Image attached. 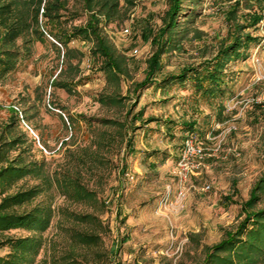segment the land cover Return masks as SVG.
Listing matches in <instances>:
<instances>
[{"label":"rangeland","instance_id":"374dc122","mask_svg":"<svg viewBox=\"0 0 264 264\" xmlns=\"http://www.w3.org/2000/svg\"><path fill=\"white\" fill-rule=\"evenodd\" d=\"M118 1L120 13L109 22L100 17V29L123 72L102 70L94 42L73 38L67 49L41 18L45 39L0 82V130L11 125L25 134L57 180L76 178L94 194L76 203L58 181L46 237H66L68 212L93 214L108 228L109 264H200L204 247L243 220L264 179V0H184L175 43L153 77L152 34L163 28L171 0ZM90 15L84 0H67L55 34L85 26ZM240 29L257 41L226 63L220 94L198 91L193 78ZM64 82L71 91L56 85ZM190 136L207 156L187 171ZM258 194L256 209H263L264 190Z\"/></svg>","mask_w":264,"mask_h":264},{"label":"trees","instance_id":"16d2710c","mask_svg":"<svg viewBox=\"0 0 264 264\" xmlns=\"http://www.w3.org/2000/svg\"><path fill=\"white\" fill-rule=\"evenodd\" d=\"M183 1L171 0L163 28L152 34L156 53L151 58L149 77L158 70L161 55L175 43ZM84 3L91 13L87 24L71 32L60 30L55 34V24L60 11L66 8L67 0H0V82L17 69L23 53L27 54L25 51L32 43L45 39L46 30L41 18L52 25L51 36L57 37L64 47L68 49L73 38L94 42V54L105 60L102 70L114 75L122 73L121 65L100 29V17L109 22L120 13L119 1L84 0ZM251 18L256 24L262 21L261 16ZM241 33V29L236 30L231 43L208 63L202 75L193 78L198 91L204 90L208 96L222 92L226 63L242 57V51L257 41L251 36H240ZM187 74L189 72H184L177 79L185 80ZM56 85L71 91L66 82ZM14 115L17 120L16 110ZM28 141L25 134L16 133L11 125L0 130V252L7 251L0 255V264H109L110 252L103 242L108 228L99 216L68 212L65 215L68 226L63 225L66 237L58 242L45 236L55 218L52 191L58 181L67 198L76 203L86 202L94 194L76 178L57 180L44 160L34 158L32 144ZM262 190L264 179L257 194L244 204L243 220L236 228L226 230L219 243L204 247L200 264H264V208L256 209L261 200L258 193ZM13 232H26L27 235L15 236ZM43 253L44 259L40 260Z\"/></svg>","mask_w":264,"mask_h":264},{"label":"built area","instance_id":"2783aa9c","mask_svg":"<svg viewBox=\"0 0 264 264\" xmlns=\"http://www.w3.org/2000/svg\"><path fill=\"white\" fill-rule=\"evenodd\" d=\"M123 32L125 34H129L130 30L125 29ZM206 152L207 149L201 146L193 136L187 138L183 151V163H185L186 165L185 169H187V171L188 169H200V167L202 166L201 160H203V158L207 156ZM192 158H197L196 164H191V162H189ZM190 164L192 166H189ZM207 189H210V186H207ZM180 195L185 196L184 189L181 190Z\"/></svg>","mask_w":264,"mask_h":264}]
</instances>
